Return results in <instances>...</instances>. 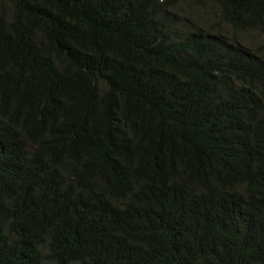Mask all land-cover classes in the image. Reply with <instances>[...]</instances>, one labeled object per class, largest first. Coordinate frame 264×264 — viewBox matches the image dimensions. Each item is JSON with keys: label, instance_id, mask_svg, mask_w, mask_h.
<instances>
[{"label": "trees", "instance_id": "trees-1", "mask_svg": "<svg viewBox=\"0 0 264 264\" xmlns=\"http://www.w3.org/2000/svg\"><path fill=\"white\" fill-rule=\"evenodd\" d=\"M9 1L0 264H264V0Z\"/></svg>", "mask_w": 264, "mask_h": 264}, {"label": "rangeland", "instance_id": "rangeland-1", "mask_svg": "<svg viewBox=\"0 0 264 264\" xmlns=\"http://www.w3.org/2000/svg\"><path fill=\"white\" fill-rule=\"evenodd\" d=\"M188 4V3H187ZM187 4L184 5V8H186ZM3 5L6 6L8 9H10V1L9 0H4ZM191 5V4H190ZM1 6V5H0ZM199 7V6H198ZM205 6H203L202 8H204ZM216 9L214 8V6L212 5V3H210V5L208 6L207 10H206V16H211L210 13H214ZM181 13H183L185 11V9L180 10ZM206 16H204V18H206ZM188 18L191 19L192 21H196V18L188 15ZM245 39L248 43H252V44H257L259 42H262L264 40V38L261 35H256L254 34V36H252L250 33H247L245 35ZM45 264H53L51 261H47Z\"/></svg>", "mask_w": 264, "mask_h": 264}]
</instances>
